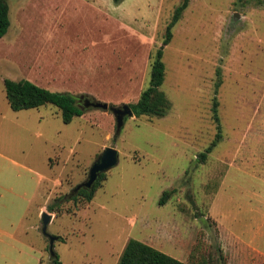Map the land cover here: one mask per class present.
Returning a JSON list of instances; mask_svg holds the SVG:
<instances>
[{
  "label": "rangeland",
  "instance_id": "obj_1",
  "mask_svg": "<svg viewBox=\"0 0 264 264\" xmlns=\"http://www.w3.org/2000/svg\"><path fill=\"white\" fill-rule=\"evenodd\" d=\"M182 1L6 0L11 26L0 39V172L41 182L27 218L28 264L53 259L42 233L44 212L53 216L48 232L59 238L54 249L63 264H118L130 239L186 264H235L237 248L226 229L240 228V239L259 234L264 0H190L164 49L162 90L172 104L165 117H126L118 133L110 111L86 108L66 124L52 105L16 112L6 97L5 79L30 80L112 107L135 104ZM109 147L118 150L119 163L92 201L72 198ZM8 158L21 167L2 165ZM165 191L173 193L160 205ZM61 197L60 214L50 213ZM236 218L244 233L231 225ZM260 235L264 241V229Z\"/></svg>",
  "mask_w": 264,
  "mask_h": 264
},
{
  "label": "trees",
  "instance_id": "obj_2",
  "mask_svg": "<svg viewBox=\"0 0 264 264\" xmlns=\"http://www.w3.org/2000/svg\"><path fill=\"white\" fill-rule=\"evenodd\" d=\"M119 3L120 0H114ZM190 0H183L175 9L171 22L168 24L164 41L158 49L151 68V78L148 88L142 93L140 99L130 107L135 117H165L171 110L172 104L162 87L166 78V64L164 62V49L172 40V29L182 18L183 13L188 8ZM11 26L10 6L6 0H0V39L4 38ZM6 97L13 111L38 109L43 106L52 105L61 111V118L64 123L70 124L75 117L83 115L84 110L78 104L75 95L65 92L51 91L41 87L30 80L15 81L4 80ZM216 114V112H215ZM216 121L218 118L216 116ZM220 138L219 133L212 145L206 152L200 155L202 160H206L207 154L217 145ZM106 178L105 173L101 174L92 190H81L76 196H82L86 201H92L97 188ZM173 191H165L159 201L160 205H165L171 197ZM63 198H59L48 206L50 213L60 214L64 203ZM51 264H63L59 255H56ZM118 264H186L150 245L139 240L130 239L119 259ZM200 264H218L211 261H203Z\"/></svg>",
  "mask_w": 264,
  "mask_h": 264
},
{
  "label": "crops",
  "instance_id": "obj_3",
  "mask_svg": "<svg viewBox=\"0 0 264 264\" xmlns=\"http://www.w3.org/2000/svg\"><path fill=\"white\" fill-rule=\"evenodd\" d=\"M5 160L2 165H6L8 168L9 166L21 167L20 162L15 159ZM4 170L5 168L2 167L0 172V264H28L27 237L28 230L30 231L33 225H28L27 218L32 205L38 198L41 182L21 176L20 173L12 176L1 175L5 174ZM255 212L253 213L255 214ZM258 215L260 214L258 213ZM232 222L231 225L237 222L236 224L245 229L242 225L243 222L238 218ZM257 222H260L259 217ZM261 222L258 225L259 234H255V236L242 234V239L236 236V231L240 233V228L237 230L226 229L232 235L230 240L237 248L236 250L233 246L236 250V253L232 254V257L236 258L235 264H264V241H260L264 220ZM244 229L241 233L246 231ZM4 247L7 249L6 251H4Z\"/></svg>",
  "mask_w": 264,
  "mask_h": 264
},
{
  "label": "water",
  "instance_id": "obj_4",
  "mask_svg": "<svg viewBox=\"0 0 264 264\" xmlns=\"http://www.w3.org/2000/svg\"><path fill=\"white\" fill-rule=\"evenodd\" d=\"M79 101L81 103L83 102V105L80 106L82 110L94 107L112 112L116 117L118 133L122 129L126 117H135L134 112L129 105H123L122 107H112L106 103L95 102L86 95L80 96ZM119 158V152L115 148L109 147L105 149V151L97 158V160L90 168L87 180L73 189V191L71 192V197L73 198L83 189L92 190L101 174L110 171L118 165ZM52 220L53 216L47 212H44L41 216L42 233L49 239V251L51 253V256L54 258L57 255L54 246L55 242L59 238L52 236L48 232V226Z\"/></svg>",
  "mask_w": 264,
  "mask_h": 264
},
{
  "label": "flooded vegetation",
  "instance_id": "obj_5",
  "mask_svg": "<svg viewBox=\"0 0 264 264\" xmlns=\"http://www.w3.org/2000/svg\"><path fill=\"white\" fill-rule=\"evenodd\" d=\"M78 104L81 106V105H83V102L81 103L80 101H79V97H78Z\"/></svg>",
  "mask_w": 264,
  "mask_h": 264
}]
</instances>
